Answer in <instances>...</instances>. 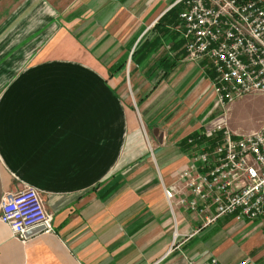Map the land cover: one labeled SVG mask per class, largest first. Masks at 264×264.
<instances>
[{
  "label": "crops",
  "instance_id": "0c3cea01",
  "mask_svg": "<svg viewBox=\"0 0 264 264\" xmlns=\"http://www.w3.org/2000/svg\"><path fill=\"white\" fill-rule=\"evenodd\" d=\"M183 7L0 0V203L31 185L54 227L23 243L0 221V264H264L259 220L204 225L213 207L183 202L180 173L223 116L208 59L186 56Z\"/></svg>",
  "mask_w": 264,
  "mask_h": 264
},
{
  "label": "built area",
  "instance_id": "2783aa9c",
  "mask_svg": "<svg viewBox=\"0 0 264 264\" xmlns=\"http://www.w3.org/2000/svg\"><path fill=\"white\" fill-rule=\"evenodd\" d=\"M178 1L184 4L179 18L186 56L208 59L214 73L215 104L223 112L222 121L202 133L215 140L212 148L197 145L192 165L180 173L191 192L183 202L199 213L213 207L204 225L233 215L238 220H259L264 226V121L258 131L243 134L231 133L224 121L233 100L264 91V0ZM165 192L172 196L171 191ZM0 221L23 243L33 227L42 226L40 232L45 233L54 231L53 214L31 185L3 195ZM207 264L218 261L212 256ZM236 264H250V259L242 258Z\"/></svg>",
  "mask_w": 264,
  "mask_h": 264
},
{
  "label": "rangeland",
  "instance_id": "374dc122",
  "mask_svg": "<svg viewBox=\"0 0 264 264\" xmlns=\"http://www.w3.org/2000/svg\"><path fill=\"white\" fill-rule=\"evenodd\" d=\"M226 110L227 128L237 131H258L264 118V91H255L238 97ZM222 110L218 111L221 115ZM221 120V119H219Z\"/></svg>",
  "mask_w": 264,
  "mask_h": 264
},
{
  "label": "water",
  "instance_id": "95a60500",
  "mask_svg": "<svg viewBox=\"0 0 264 264\" xmlns=\"http://www.w3.org/2000/svg\"><path fill=\"white\" fill-rule=\"evenodd\" d=\"M43 229L42 226H36V227H33L31 229H29L27 232H26V235L29 236L33 233H37V232H40L41 230Z\"/></svg>",
  "mask_w": 264,
  "mask_h": 264
},
{
  "label": "trees",
  "instance_id": "16d2710c",
  "mask_svg": "<svg viewBox=\"0 0 264 264\" xmlns=\"http://www.w3.org/2000/svg\"><path fill=\"white\" fill-rule=\"evenodd\" d=\"M218 134H220V133H218ZM192 137H195V136L193 135V136H190V137H188V138H192ZM188 138L186 139V141L188 140ZM214 143H215V140H211L210 144L208 145V148H212V146L214 145ZM186 144L193 145L194 142H189V141H187Z\"/></svg>",
  "mask_w": 264,
  "mask_h": 264
},
{
  "label": "bare ground",
  "instance_id": "6f19581e",
  "mask_svg": "<svg viewBox=\"0 0 264 264\" xmlns=\"http://www.w3.org/2000/svg\"><path fill=\"white\" fill-rule=\"evenodd\" d=\"M218 121H222V120H218Z\"/></svg>",
  "mask_w": 264,
  "mask_h": 264
}]
</instances>
